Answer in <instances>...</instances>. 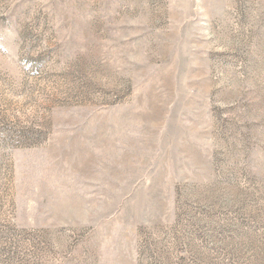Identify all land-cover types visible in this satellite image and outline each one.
<instances>
[{
  "label": "rangeland",
  "instance_id": "1",
  "mask_svg": "<svg viewBox=\"0 0 264 264\" xmlns=\"http://www.w3.org/2000/svg\"><path fill=\"white\" fill-rule=\"evenodd\" d=\"M0 264H264V0H0Z\"/></svg>",
  "mask_w": 264,
  "mask_h": 264
}]
</instances>
